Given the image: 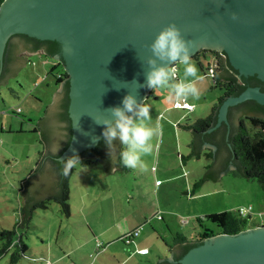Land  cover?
<instances>
[{
    "label": "rangeland",
    "instance_id": "obj_1",
    "mask_svg": "<svg viewBox=\"0 0 264 264\" xmlns=\"http://www.w3.org/2000/svg\"><path fill=\"white\" fill-rule=\"evenodd\" d=\"M31 59L0 84V230L11 229L18 220L19 205L25 201L19 192L22 181L39 161V150H43L40 133L30 128L55 88V77L48 74L53 60L44 62L42 54H33ZM192 59L204 77L197 82L199 97L187 99L194 103L195 110L174 106L176 99L166 89H152L145 100L151 109V124L158 127L153 150L143 157L148 170L120 168L107 173L95 156L85 165L78 164L70 177L71 215L55 200L47 208H37L29 228L19 229L29 246L26 255L14 263L9 251L0 257V264H66L70 260L78 264H119L113 252L130 248L133 241L151 247L148 255L133 252L134 262L150 264L154 257L156 264L159 257L169 256L177 233L194 239L205 226L216 230L212 222L205 221L202 226L198 221L209 212L251 206V220L264 224V187L258 180L229 169L220 178L209 176L199 187L194 186L214 159L208 148L188 157L193 147L188 145L192 132L186 124L208 115L224 90L205 74L209 63L214 62L210 55L201 56L200 62ZM182 74L183 68L178 65L177 78ZM16 107L23 111L12 112ZM22 115L25 121L21 132L18 121ZM11 121L15 131L8 132ZM125 226L129 227L127 232L136 228L140 232L135 238L124 237ZM69 248L70 256L59 258Z\"/></svg>",
    "mask_w": 264,
    "mask_h": 264
},
{
    "label": "water",
    "instance_id": "obj_2",
    "mask_svg": "<svg viewBox=\"0 0 264 264\" xmlns=\"http://www.w3.org/2000/svg\"><path fill=\"white\" fill-rule=\"evenodd\" d=\"M233 14L236 19L232 18ZM171 23L194 42L192 54L199 47L224 50L240 73L257 74L264 80V0H3L0 3L1 67L7 42L15 33L57 40L61 45V52L54 57L68 71L72 135L59 159L97 146L105 126L96 124L90 116L108 115L103 111L122 106L123 98L129 93L140 103L148 98L151 88H138L134 80L141 85L146 83V59L151 55L146 45ZM34 53L38 52H30ZM24 64L12 69L0 84L6 83ZM247 99L264 105V90L248 86L239 94L226 97L218 107L214 127L227 122L230 105ZM195 134L200 138L195 141L200 150L204 146L213 149L214 160L205 174L220 178L227 170L237 169L232 161L226 166L225 158L224 163L218 164V144L202 138L203 134ZM93 137L99 139L94 142ZM227 146L231 148L228 142ZM61 148H48L45 143L40 161L48 163L47 155ZM223 149L226 152V147ZM233 153L230 151L232 157ZM97 158L107 173L118 167L110 159ZM39 174L22 181L23 189L19 192L24 200L26 193L41 189ZM42 178L45 191L41 189L37 193L43 194L51 188L53 180L47 175L45 178L43 173ZM178 262L264 264V224L237 233H215L193 245L180 258L172 250L170 256L157 264Z\"/></svg>",
    "mask_w": 264,
    "mask_h": 264
},
{
    "label": "trees",
    "instance_id": "obj_3",
    "mask_svg": "<svg viewBox=\"0 0 264 264\" xmlns=\"http://www.w3.org/2000/svg\"><path fill=\"white\" fill-rule=\"evenodd\" d=\"M2 1L3 0H0V3ZM15 35H20L22 37H26L27 39L34 40L35 48L41 47L45 43L50 44L51 48L48 51L49 53L61 49V45L57 40L39 39L34 36L27 35L25 33H15L11 35V37L7 42V46L4 51V63H3L4 66L7 61V52L9 49L10 40L12 36L14 37ZM49 73L53 74V76L55 77V82H54L55 86L60 84V82H65V87H66V100L64 105L65 109H63L62 113L60 114V119H62L63 123L66 124L63 126H59L58 132H56L50 124V119L47 116V111H45L43 119H41L39 116L36 124H32L31 125L32 127L30 129L31 131H36L40 133L41 135L40 140L43 143H46L48 148L53 146L51 144H54L52 141H55L53 137L56 135L55 137L57 138V140L60 141L62 148L58 152L49 153V155H47L46 158L50 159V161L48 163H45V160L42 162L39 161L38 166L30 171L27 179H23V180H30L33 176H35L37 172L40 173L41 174V175L39 174L41 180L40 186L42 189V187L44 186L42 180L43 179L42 173H43V176H45V178L47 175L51 179V181L53 180V183L51 184V188L48 191L46 190V193L43 194L42 192L37 193L38 191L41 190L39 188L37 189L36 192L33 191L26 193L25 201L19 205L18 220L15 222L14 226L11 229L3 228L0 230V237L2 238V242L0 243V257L11 251L10 254L11 262L14 263L20 257L24 256L29 249V246L24 239L23 231L24 229L26 230L29 228L31 219L37 208H47L49 203L52 200H55L58 203H60L61 210L63 212H65L67 215H71V209L69 204L70 177L74 168L68 175H64L62 172L63 165L59 163L60 159L58 158L61 152L68 146L72 135V120L69 114L68 71L65 69L63 62H57L56 60L51 65L48 74ZM214 82L220 86L224 85V81H219L217 77L214 78ZM227 82H228V88H226L227 91L223 93L221 96H219L218 101L213 105L211 112L206 116L195 118L192 121V123L186 124V127L191 128L195 133H199L200 131L205 130L207 127H209L212 123L216 121L217 111L219 109L218 107L226 96L237 95L246 87L250 86V84L248 83L243 84V83H237L235 81H227ZM151 93H153V91ZM246 101L251 102L252 108H248L246 110L244 109L247 116L245 115V117L241 118L240 124H238L237 127L228 134V139L225 143L227 145L228 142V144H230L231 146V148L227 146L228 149L234 152L233 154H234V158L236 159L235 162L236 168L239 171V173L248 178H254L258 180V182L264 187V117L249 112L252 111L254 106L255 107L257 106L258 108H264V105L257 102L255 99H247L243 102ZM243 102L238 103V105L243 104ZM16 108L13 109L12 112L20 114V112L23 111L21 107H20V111H17ZM20 117L24 118L23 115ZM44 122L46 124H43ZM1 130L2 131L4 130V126L1 127ZM7 130L8 132L15 131L11 126H8ZM19 130L22 132L24 131V128ZM204 136L206 139L210 138L211 132L205 133ZM102 142H104L103 137L99 141L97 146L92 149L97 150L98 153V151H100L102 148L101 146ZM191 145L193 148L189 152L188 157L195 155L198 151H201L197 143H195V141ZM38 153L39 154L42 153V150H39ZM209 155L211 156V154ZM197 156H199V154ZM108 158L109 157H106L105 160H107ZM182 158L184 159L185 155H182ZM89 161H92V159L89 157L88 158L84 157V159L81 160V163L85 165ZM117 164L120 166V168H125L119 163V158L117 160ZM208 177H209V173L205 174L203 177H200L194 182V186L199 187ZM44 189L42 190L45 191ZM239 209H225L221 211L209 212L203 216L198 217V221L200 225L203 226L205 221H210L216 225L217 229L214 230L211 227L205 226L203 230H200L198 232L197 236L194 239H189L188 237H184L181 235L180 237H176L177 238L176 243L179 244L183 243L182 244L183 250L179 255H177V259L180 258L186 251H188L193 245L201 242L202 239H204L205 237L220 232L237 233L240 230L253 226L254 224L253 222H251V214L248 213L246 215H242ZM21 228L23 229V231H19V229ZM173 245L174 244H171L170 247L175 246ZM177 264H182V263L178 262Z\"/></svg>",
    "mask_w": 264,
    "mask_h": 264
},
{
    "label": "clouds",
    "instance_id": "obj_4",
    "mask_svg": "<svg viewBox=\"0 0 264 264\" xmlns=\"http://www.w3.org/2000/svg\"><path fill=\"white\" fill-rule=\"evenodd\" d=\"M232 18L236 19L235 14ZM146 47L151 52L146 59V83L141 85L134 80L138 88L147 87L154 91L166 89L176 99V102L199 97L200 90L197 82L203 80L204 77L199 75V70L192 59L194 42L187 39L175 23L165 26L153 42ZM178 65L183 68L180 78H177ZM146 101L140 103L135 95L129 93L123 98L122 106L103 111L108 115L90 116L96 124L105 126L103 139L114 164L117 163L118 155L119 163L125 168L148 170L143 157L152 152V140L158 134V127L151 124V109ZM193 107L188 109H193ZM97 139L99 138L93 137L94 142ZM116 141H119L121 145L119 150ZM59 163L63 165V174L68 175L74 167L81 164V161L78 155H73L67 160L60 159Z\"/></svg>",
    "mask_w": 264,
    "mask_h": 264
},
{
    "label": "flooded vegetation",
    "instance_id": "obj_5",
    "mask_svg": "<svg viewBox=\"0 0 264 264\" xmlns=\"http://www.w3.org/2000/svg\"><path fill=\"white\" fill-rule=\"evenodd\" d=\"M34 45H35L34 40L27 39L26 37H22L20 35H15L14 37L12 36L10 40V44H9V49L7 52L6 64L5 66L2 65V67L0 68V81L5 79L9 75V73L12 71V69H14L16 66H20L22 63L31 62L32 61L31 56H29L28 54H30V52L32 51H36L39 54L45 55V59H44L45 62H48L49 58H51L53 60L52 63H54L57 60L55 59L54 56L57 53L61 52V49H60V50H55L54 52L49 53L48 51L51 48V45L47 43H45L43 46L38 47V48H35ZM208 55H210L213 58L214 62L212 64L209 63V66L205 70V74H207L209 69H212V74L211 75L207 74V76L211 77L213 81L215 77H217L219 81H224V85H221L224 90L223 93L227 91L226 90V88H228L227 81H235L237 83H243V84L248 83L250 84V86H258L264 90V80L261 79L257 74L240 73V70L231 63L228 53L225 52L224 50H219V49H214V48H209V47H199L192 57L196 58L200 62L201 56L204 58H207ZM57 62H61V61L57 60ZM3 63H4V60H3ZM69 89H70V82H69ZM151 92H152V89L150 93ZM65 100H66L65 82H60V84L55 86V89L51 95V100L49 102L47 101L46 104L43 106L42 108L43 112L40 115V118L43 119L44 113L45 111H47V116L50 119V124L56 132H58L59 126H63L66 124V123H63L62 119H60V114L62 113L63 109H65V106H64ZM69 100H70V97H69ZM248 108H252V105H251V102H247V101L243 102V104L241 105H238V103L230 105L227 110V122L222 121L220 125H218L217 127H214V124L217 121V116H216V121L214 123H212L205 130L198 133V134H203L201 135V137L204 138L205 133L211 132V137L208 138V141L212 143L215 142L219 146L218 151H217V157H216V162L218 164L220 163L221 165V163H224L223 160L225 158L228 160L226 163V166H228L231 163L230 161H232V163L236 165L235 163L236 159L234 158V156L232 157V154H230V149H228L225 142L228 139V134L232 130H234L238 124H240L241 118L245 117L246 115L245 110ZM249 112L255 115L264 117V108H258L257 106L256 107L254 106L252 111H249ZM43 124H46V123L44 122ZM224 132H225V135H224ZM55 136L53 137L55 141H52L54 144H51L53 145L51 147L61 146L60 141L57 140ZM195 138H199V136H196ZM116 144H117V148L119 149V144H120L119 141H116ZM101 146L102 148L100 151H98V153H97V150H93L92 148H89L85 150L86 152L84 153L82 152V154H79L78 156L80 159L84 158L85 156L86 157L87 156H90V157L91 156H97V157L101 156V158L109 157V150L107 148L105 141L102 142ZM224 147H226V152H224V149H223ZM108 159L112 160L110 157ZM172 248H173L172 250L174 252V255L176 256L179 255L183 250L182 244H178Z\"/></svg>",
    "mask_w": 264,
    "mask_h": 264
},
{
    "label": "crops",
    "instance_id": "obj_6",
    "mask_svg": "<svg viewBox=\"0 0 264 264\" xmlns=\"http://www.w3.org/2000/svg\"><path fill=\"white\" fill-rule=\"evenodd\" d=\"M34 54H39V53H34ZM29 56H32L33 54H28ZM45 62V61H44ZM29 63H31V62H29ZM29 63H25V64H29ZM218 101V100H217ZM190 103H192V102H190ZM193 105H194V103H192ZM182 108H184V107H182ZM186 109H188V108H186ZM192 110H195V108L193 107V109ZM6 116H4V118H5ZM21 119H20V121H18V122H20V127H19V129H23V122L25 121V119L24 118H22V117H20ZM6 119V118H5ZM12 121L9 123V126H11V127H13L12 126ZM190 123H192V121L190 122ZM187 128H189V127H187ZM190 129V131L192 132V138H190V141L188 142V145H189V147L191 148L192 147V143L194 142V141H196V134H195V132H193V130L191 129V128H189ZM211 149L212 150V153H211V158H213V149H212V147L211 146H204L203 148H202V150H205V149ZM42 153H40V159H41V157H42V155H43V153H44V151H45V143H43V147H42ZM86 157V156H85ZM93 158L94 156H87V158ZM119 157V156H118ZM95 158V157H94ZM97 158V157H96ZM40 159H39V161H40ZM82 159H84V158H82ZM38 161V162H39ZM96 161H99V158H97L96 159ZM38 162H37V164H38ZM37 164H36V166H37ZM118 165V164H117ZM36 166H34V168L36 167ZM33 169V168H32ZM31 169V170H32ZM120 169V166L118 165V167L117 168H114V170H113V172H116V171H118ZM30 170V171H31ZM29 176V175H28ZM158 181V180H157ZM118 198H119V196H118ZM252 221V220H251ZM253 222V221H252ZM253 224L254 225H258L257 223H254L253 222ZM253 225V226H254ZM129 229V227L127 226H125V228L123 229V232L122 233H127V230ZM124 233V234H125ZM178 237H180V235L181 236H184V237H187L186 235H184V234H182V233H177L176 234ZM130 244H129V247L130 248H128L129 249V251H128V249H125L124 247L123 248H121V249H119V250H117L116 252H113V254L114 255H117V259H118V261H119V264H126V262L127 261H129L130 260V264H137V263H135L134 262V260H133V258H134V255H132L131 256V254L133 253V252H138V253H140V254H142V255H148L150 252H151V247H148L147 245H144V244H141V245H139L137 242H135V241H133V242H129ZM179 243H176L175 244V246L176 245H178ZM128 245V244H127ZM142 247H148L149 248V250H148V252H145V253H143V252H140L139 251V249H141ZM71 249L72 248H69V249H65V250H63V253H61L60 254V256H59V258H65L67 255L68 256H70V251H71ZM172 247H170V252H169V256L171 255V253H172ZM99 250V249H98ZM26 255V254H25ZM121 256H123L124 258H122ZM158 257V256H157ZM166 257H168V256H166ZM163 258H165V257H163ZM163 258H161V257H159V260H161V259H163ZM124 259H126L125 261H124ZM150 259V258H149ZM154 259V257H151V259H150V264H153V260ZM159 260L157 261V263L159 262ZM88 262L89 261H87V262H85V263H83V264H88ZM156 263V264H157ZM66 264H78L76 261H73V260H70L69 262H67ZM138 264H141V263H138Z\"/></svg>",
    "mask_w": 264,
    "mask_h": 264
},
{
    "label": "built area",
    "instance_id": "obj_7",
    "mask_svg": "<svg viewBox=\"0 0 264 264\" xmlns=\"http://www.w3.org/2000/svg\"><path fill=\"white\" fill-rule=\"evenodd\" d=\"M207 74L208 75H211L212 74V69H209L208 72H207ZM58 75H59V73H58ZM175 106H178V107H186V108H192L193 107V105L190 104V103H188L186 100H183L182 102H180V101L178 102L177 101L175 103ZM16 110L17 111H20V107H17ZM250 209H251V206H248V207L243 206V207H240L239 211H240V213L242 215H246V214L250 213ZM139 232H140V228H136L133 231L127 232L124 235V237H132V238H134L135 236H137L139 234ZM129 240L130 239L127 238V241H129ZM100 244H101V242L98 240L97 241V245H100ZM140 251L141 252H147L148 251V247H143V248L140 249ZM46 264H50V262L48 261Z\"/></svg>",
    "mask_w": 264,
    "mask_h": 264
}]
</instances>
